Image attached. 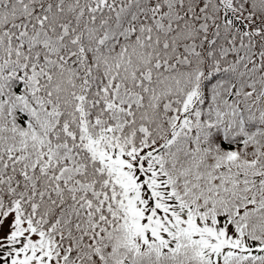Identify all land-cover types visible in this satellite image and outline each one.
<instances>
[{
    "label": "snow or ice",
    "instance_id": "1",
    "mask_svg": "<svg viewBox=\"0 0 264 264\" xmlns=\"http://www.w3.org/2000/svg\"><path fill=\"white\" fill-rule=\"evenodd\" d=\"M0 264H264V0H0Z\"/></svg>",
    "mask_w": 264,
    "mask_h": 264
}]
</instances>
